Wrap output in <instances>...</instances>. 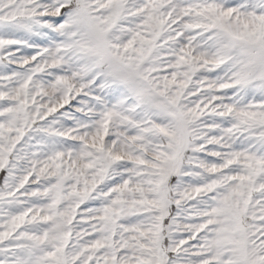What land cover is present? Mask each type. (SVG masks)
<instances>
[{"label": "snow or ice", "instance_id": "obj_1", "mask_svg": "<svg viewBox=\"0 0 264 264\" xmlns=\"http://www.w3.org/2000/svg\"><path fill=\"white\" fill-rule=\"evenodd\" d=\"M0 264H264V0H0Z\"/></svg>", "mask_w": 264, "mask_h": 264}]
</instances>
